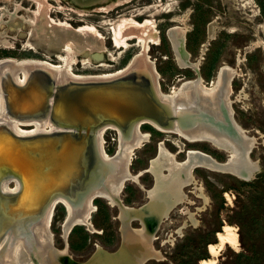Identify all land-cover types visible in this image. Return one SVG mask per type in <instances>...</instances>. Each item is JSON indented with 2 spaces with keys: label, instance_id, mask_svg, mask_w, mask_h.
<instances>
[{
  "label": "water",
  "instance_id": "water-1",
  "mask_svg": "<svg viewBox=\"0 0 264 264\" xmlns=\"http://www.w3.org/2000/svg\"><path fill=\"white\" fill-rule=\"evenodd\" d=\"M167 33L178 62L192 65L196 73L172 93L159 90L158 70L141 53L122 71L104 76H74L38 61H0V264H141L148 255L162 257L151 236L181 198V185L191 179L193 162L229 168L244 179L254 176L258 163L247 157L250 136L235 121L227 96L233 68L220 65L214 84L203 86L199 66L187 59L182 28L173 25ZM18 68L23 69L20 79ZM140 119L189 137H212L230 150V157L217 161L188 148L178 160L158 139L149 165L129 173L128 149L147 135L137 128ZM15 121H34L36 128L19 129ZM108 123L119 131L112 155H105L100 143V127ZM143 169L154 177L145 187L148 199L136 206L124 204L118 196L121 179H137ZM95 192L117 203L120 243L107 250L94 240L95 249L78 260L66 250V232L82 223H72L75 220L97 229L86 220L89 208L95 207L89 202ZM56 196L69 206L62 223V247L53 245L46 224ZM134 216L140 225L129 223Z\"/></svg>",
  "mask_w": 264,
  "mask_h": 264
},
{
  "label": "rangeland",
  "instance_id": "rangeland-1",
  "mask_svg": "<svg viewBox=\"0 0 264 264\" xmlns=\"http://www.w3.org/2000/svg\"><path fill=\"white\" fill-rule=\"evenodd\" d=\"M37 1L0 0V42L8 43L0 44V57L34 56L61 62L56 55L61 53L68 55L65 57L74 72L100 73L122 67L133 53L146 45L144 52L158 70L157 80L162 91H168L172 86H177L182 78L196 74L192 65L177 61L167 33L170 26H184L183 42L188 50V59L196 62L200 69L214 56L210 74L206 77L204 72L200 73L204 83L215 77L222 64L236 69L230 78L232 114L243 130L255 138L249 150L250 157L258 163L254 176L264 170V12L258 0ZM15 4H18L17 9ZM79 26L84 27L81 36H84L86 42L79 43L78 33L73 32ZM117 27L122 28L119 30ZM127 28H130L129 34L124 31ZM115 37L123 39L125 44L122 41L116 43ZM66 43L70 47L67 54L64 52ZM146 122L140 123V129L150 134L134 147L128 163L133 173L148 166L149 158L157 152L158 139L171 152H175L178 160L186 156L187 147L204 150L219 160L226 156L224 149L213 146L206 139L187 140L173 130L159 129L151 123L148 126ZM28 126L24 124L23 127ZM104 137L105 150L111 154L117 147L115 130L112 127L104 129L103 144ZM176 139L181 140L185 149L176 151ZM192 172L194 180L183 185L186 199L177 202L161 218L154 232L153 243L163 256L150 257L143 264H179L184 257L189 259V264H199L197 256L199 253L209 255L207 244L216 240L215 231L222 228L225 222L235 227L239 242L237 247L224 244L216 256V264H233L236 251L247 250L241 237L246 243L253 240L249 219L239 225L233 215L235 209L240 208L242 201H245L250 189L247 183L239 185L238 179L243 177L205 165H195ZM138 180L143 186H148L152 183L153 175L148 170H142ZM124 183L134 189L127 203L138 204L147 198L144 187L136 180L128 178ZM195 186L200 187L202 192ZM214 191L221 192L220 203V195H213ZM119 194L125 196L127 190L122 188ZM95 197H99L108 208L106 218L97 214L96 208L90 211L92 226L101 230L90 229L81 223L87 230V236L85 244L80 247L70 246L72 236L69 232L66 235L67 251L79 260L86 258L95 249V241L107 250H114L119 242L120 230L117 226L118 216L115 214L117 207L102 196ZM65 214L64 204L57 201L49 220L52 243L57 247L64 245L61 224ZM131 224L139 225L136 219ZM262 230L260 234L264 233ZM256 240L264 242V234L262 237L257 235ZM258 260L253 264H264V256Z\"/></svg>",
  "mask_w": 264,
  "mask_h": 264
},
{
  "label": "bare ground",
  "instance_id": "bare-ground-1",
  "mask_svg": "<svg viewBox=\"0 0 264 264\" xmlns=\"http://www.w3.org/2000/svg\"><path fill=\"white\" fill-rule=\"evenodd\" d=\"M37 1V0H36ZM42 1V0H41ZM41 1H39V3L41 2ZM38 2V1H37ZM36 2V3H37ZM42 4L43 3H41L40 5L42 6ZM18 4H15V9H17V6ZM35 5H39V4H35ZM40 5H39V7H40ZM38 7V8H39ZM5 8V7H4ZM6 9V8H5ZM5 9H3V11L5 10ZM37 9V8H36ZM30 21H32V20H30ZM124 22H126V20L124 21ZM123 22V23H124ZM133 22V21H132ZM147 22V21H146ZM65 22H63V24H64ZM127 23V22H126ZM125 23V24H126ZM125 24H124V26H125ZM132 25H133V23H131ZM140 24H142V23H140ZM144 24V23H143ZM121 26H122V24H120ZM128 25V24H127ZM129 25H130V23H129ZM131 25V26H132ZM137 25H138V23H137ZM84 26V25H83ZM134 26V25H133ZM116 28V27H115ZM118 28V27H117ZM119 28H122V27H119ZM118 28V29H119ZM182 28V30H183V33H184V30H185V27L184 26H182L181 27ZM120 30V29H119ZM122 30V29H121ZM130 31V28L128 29L127 28V30H124V31H126V33L127 34H129L128 32ZM73 32H76V33H78V38H79V43H81L82 41H85L86 42V40L83 38L84 36H81L82 35V33H84V27H82V26H79V27H77V28H75L74 30H73ZM114 32V31H113ZM123 32V31H122ZM117 33H121V32H117ZM131 34V33H130ZM118 35V34H117ZM141 35V34H140ZM114 36V35H113ZM129 36H131V35H129ZM139 36V35H138ZM127 37V36H126ZM123 38V37H122ZM115 40V42L116 43H118L119 44V42H123V44H125V42H124V40L123 39H120V37L118 38V37H115L114 38ZM121 42V43H122ZM0 44H8V43H6V41H3V42H0ZM143 44H144V42H143ZM143 44H141L142 46H143ZM202 47V46H201ZM145 48H146V45H145ZM144 47L142 48V49H140V50H138L137 52H135V53H133V55L129 58V60L122 66V67H118V68H116V69H114V70H112V71H105V72H100V73H76V72H74L72 69H71V67H70V62L68 61V59L64 56V55H62L61 53H57L56 55H57V57L59 58V60H61V62L59 61V62H52V61H50V60H47V59H45V58H40V57H34V56H25V57H12V56H2V57H0V61H2V60H5V59H10V60H15V61H38V62H43V63H45V64H48V65H50V66H53V67H55V68H58V69H60V70H63V71H65V72H67V73H69V74H72V75H74V76H104V75H111V74H115V73H117V72H120V71H122L123 69H125L130 63H131V61L133 60V58L135 57V55L136 54H139V53H141V54H144L145 56H147V54H145V52H144V49H145ZM69 50H70V47H69V44L68 43H66V46H64V52L66 51V54L69 52ZM73 53V52H72ZM71 53V54H72ZM70 56V55H69ZM175 57H176V54H175ZM69 58V57H68ZM187 58H188V56H187ZM176 59H177V57H176ZM71 60V59H70ZM63 61V62H62ZM72 61V60H71ZM178 61V60H177ZM151 62H152V60H151ZM153 65V64H152ZM220 67V66H219ZM219 67H218V69H217V71H216V74H215V77L210 81V82H208V83H204V81H203V79L201 78V77H199L200 78V83L203 85V86H212L213 84H214V82H215V80H216V77H217V73H218V70H219ZM232 67V66H231ZM233 68V72H232V74H231V76H230V78L232 77V75L235 73V71H236V69L234 68V67H232ZM157 71H156V78H157ZM23 76V69L22 68H18L17 69V77L20 79L21 77ZM196 76H193V77H189V78H182L180 81H179V84L177 85V86H172V88L171 89H169L168 91H162L160 88H159V90L161 91V92H164V93H172V92H174V91H176L177 89H178V87L180 86V84L184 81V80H187V79H192V78H195ZM157 84H158V80H157ZM159 85V84H158ZM229 85H230V79H229ZM159 87V86H158ZM230 89H231V86H230ZM230 89H229V91H228V93H227V96H228V101H229V104H230V106H231V99H230V97H229V92H230ZM232 109V108H231ZM144 120H138V122H137V128H138V130L140 131V132H147V135L145 136V137H142V138H140V139H138L134 144H132L131 145V147L128 149V158H127V170L129 171V173H132V174H134L133 172H131L130 170H129V168H128V163H129V160L131 159V157H132V154H133V151H134V147L135 146H137V145H139L142 141H144L145 139H147L148 138V135H149V131H142L141 129H140V123L141 122H143ZM236 121V120H235ZM237 122V121H236ZM24 124L26 125H30V126H28V127H23L24 126ZM154 126H156L157 128H159V129H163V130H173V131H175V132H177L180 136H182V137H184L185 139H187V140H196V139H206V140H208L209 142H211L212 144H213V146L215 145V146H217V147H220V148H222L221 150H225L226 151V156H225V158L224 159H222V160H219V159H217L216 157H214V156H212L211 154H209L208 152H206V151H204V150H201V149H199V148H193V149H199V150H201V151H203V152H205V153H207L208 155H210L213 159H215V160H217V161H226L229 157H230V150L222 143V142H220V141H218V140H216V139H214V138H212V137H209V136H205V135H200V136H195V137H189V136H187V135H185L184 133H182L181 131H179V130H177V129H171V128H162V127H160V126H158L156 123H152ZM237 124H238V122H237ZM15 125H16V127L17 128H19V129H27V130H29V129H35L36 128V123L34 122V121H15ZM239 125V124H238ZM240 126V125H239ZM106 127H112V128H114V130H115V133H116V141H117V147H116V149L118 148V138H119V131H118V128L115 126V125H113V124H104V125H102L101 127H100V143H101V148H102V151L104 152V154L105 155H112L113 153H108L106 150H105V148H104V144H103V131H104V129L106 128ZM240 128L242 129V131L245 133V134H247L244 130H243V128L240 126ZM247 135H249V134H247ZM250 136V139H251V144H250V146H249V150H250V148H251V146H252V144H253V142L255 141V138L252 136V135H249ZM163 142V141H162ZM175 142L177 143V145H178V149L176 150V151H178V150H180V149H185V147H183V143L181 142V140L180 139H176L175 140ZM163 144H164V142H163ZM164 146H165V144H164ZM166 147V146H165ZM167 148V147H166ZM188 148H192V147H187L186 148V150L188 149ZM248 150V149H247ZM173 154H174V158H175V152H172ZM247 157L250 159V160H252V161H254V162H257L256 160H253L251 157H250V155H249V153H248V155H247ZM176 159V158H175ZM149 165V164H148ZM195 165H205V166H208V167H210V168H215V169H222V170H228V171H231V172H234V173H236V174H238V175H242V174H239L238 172H236L235 170H232V169H229V168H224V167H218V166H213V165H210V164H207V163H204V162H193L192 164H191V167H190V170H191V179L189 180V181H187V182H185V183H183L182 185H181V189H182V192H183V194H182V196H181V198L178 200V201H176L172 206H170L169 207V209L167 210V213H168V211L177 203V202H179V201H182V200H185L186 199V194H185V192L183 191V185H185L186 183H188V182H191V181H193L194 180V175H193V172H192V169H193V167L195 166ZM144 170V169H143ZM149 170V169H148ZM142 171V170H141ZM140 171V172H141ZM162 171L163 172H166L167 171V167H162ZM139 172V173H140ZM152 172V171H151ZM138 173V174H139ZM137 174V175H138ZM128 178H131V179H136L135 177H133V176H125V177H123L122 179H121V181H120V184H119V188H118V195H119V190H120V188H121V186H122V183H124V181L126 180V179H128ZM9 179H7V181H6V184H7V186H9V187H12V185L10 184V182L8 181ZM195 187H197V186H195ZM197 188H199V191H201V188L200 187H197ZM195 189V188H194ZM147 191V190H146ZM202 192V191H201ZM200 192V193H201ZM148 194V193H147ZM93 195H96V196H102V197H104L110 204L111 203H116L111 197H109L108 195H106V194H104V193H101V192H95V193H93V194H91L90 195V197H89V202L91 203V204H94L93 203V201L91 200V197L93 196ZM202 196L204 195V194H201ZM205 196V195H204ZM57 201H60L61 203H63L64 205H65V207H66V214H65V217H64V219H63V221L65 220V218L68 216V214H69V206H68V203L62 198V197H60V196H56V197H54L53 198V200H52V203H51V206H50V209H49V211H48V215H47V218H46V224H47V228H48V231H49V234H50V237H51V241L53 240L52 239V233H51V230L49 229V220H50V216H51V212H52V208H53V206H54V204L57 202ZM117 204V203H116ZM178 204V203H177ZM94 207H90L89 208V210H88V212H87V215H86V220H90L89 219V214H90V211L93 209ZM167 215V214H166ZM135 218H139V217H137V216H134V217H130L129 218V223L131 224V221H132V219H135ZM190 218L191 219H193V217L191 216V214H190ZM161 220V219H160ZM159 220V221H160ZM74 222H82V223H84L85 225L87 224V222H85V221H82V220H75V221H73L72 223H74ZM63 223V222H62ZM159 223V222H158ZM132 225V224H131ZM158 225V224H157ZM61 226H62V224H61ZM157 227V226H156ZM155 227V228H156ZM69 229V228H68ZM69 230H67V232H68ZM154 231H155V229H154ZM154 231H153V233H152V236H151V243H152V246L153 247H155V245H154V243H153V239H154V236H155V233H154ZM67 232H66V234H67ZM62 235H63V232H62ZM238 234H237V231H236V229H235V227L231 224V223H228V222H225L224 224H223V226H222V228L220 229V230H218L217 232H216V240L215 241H212V242H209L208 244H207V251H208V256H206V257H199L198 258V262H199V264H216V256H217V254L219 253V249L224 245V244H229V245H231V246H233V247H237L238 246ZM54 245V244H53ZM156 248V247H155ZM67 250V249H66ZM68 252V251H67ZM161 253V252H160ZM150 257H155L154 255H148V256H146L142 261H141V263L143 262V261H145L146 259H148V258H150Z\"/></svg>",
  "mask_w": 264,
  "mask_h": 264
},
{
  "label": "trees",
  "instance_id": "trees-1",
  "mask_svg": "<svg viewBox=\"0 0 264 264\" xmlns=\"http://www.w3.org/2000/svg\"><path fill=\"white\" fill-rule=\"evenodd\" d=\"M258 2L261 7V10L264 12V0H258ZM213 58L214 56L210 57V61L207 63L204 69L206 77L210 74V67L212 65ZM158 69L160 71H163V69L161 68ZM146 124L148 126H151L150 123L146 122ZM238 183L239 185L242 183H247L249 184L250 189L246 193L245 201H242V203L240 204V208L235 209L233 215L235 216L236 221L239 225H242L245 220L249 219V222L252 225L251 235L253 236V240L246 243L244 238L241 237V240L247 250H237L235 253V259L233 264H253L255 261H260L258 259L264 256V242H260V240L257 242L256 240L257 235L262 237L264 234H260L263 231L262 229H264V170L258 172L252 178L238 179ZM220 193V191H214L213 195H220ZM94 201L97 203L96 213L101 215L102 218L108 217V211L105 208V204L98 197H95ZM221 201L222 199L220 195L219 203ZM218 230H216L215 233ZM69 234H71L72 236L69 240L70 246L80 247L85 244L87 230L83 227V224H74L71 227ZM207 241L208 240H206V242ZM205 255H207V253H199L197 257H206ZM179 264H189V259L184 257L180 259Z\"/></svg>",
  "mask_w": 264,
  "mask_h": 264
},
{
  "label": "flooded vegetation",
  "instance_id": "flooded-vegetation-1",
  "mask_svg": "<svg viewBox=\"0 0 264 264\" xmlns=\"http://www.w3.org/2000/svg\"><path fill=\"white\" fill-rule=\"evenodd\" d=\"M194 24V23H193ZM184 34V37H185V32L183 33ZM188 59V58H187ZM206 67V66H205ZM205 67H204V65L202 66V67H200V69H199V71H200V73H203L204 72V69H205ZM205 73V72H204ZM201 78H203V77H201ZM207 81V80H206ZM149 134H150V132H149ZM210 154V153H209ZM213 156V155H212ZM130 161V160H129ZM147 167V166H146ZM142 169V168H141ZM140 170V169H139ZM138 170V171H139ZM144 170H148V169H144ZM137 171V172H138ZM148 171H150V170H148ZM151 172V171H150ZM152 173V172H151ZM152 175H153V173H152ZM137 179H138V175H137ZM137 179H133V180H136V182L140 185V186H142V187H144V189H145V195H146V199L144 200V201H141L140 203H138V204H130V203H127L126 201H129L130 200V196L132 195V193H133V191H134V189L132 188V186L131 185H129V184H126V183H122V186H121V188H120V190L123 188V189H126L127 190V195H125V196H120V194L118 195L119 196V198L121 199V201L124 203V204H127V205H134V206H136V205H140V204H142V203H144L147 199H148V194H147V191H146V188L145 187H150L151 185H152V183H153V181H154V177H153V180H152V183L150 184V185H148V186H143L142 184H141V182L139 181V180H137ZM119 190V191H120ZM96 196V195H95ZM95 196L92 198V201H94V198H95ZM99 198V197H98ZM108 202V201H107ZM93 203H95V207L94 208H96L97 209V203L94 201ZM112 205H115L116 207H117V204L116 203H111ZM105 208L107 209V211H108V208L105 206ZM118 216V215H117ZM136 220H137V222H138V224L140 225V221H139V218H135ZM133 220V219H132ZM132 222V221H131ZM74 225V224H73ZM72 225V226H73ZM136 225V224H135ZM159 227V223H158V225H157V227L155 228V230L157 229ZM71 229V228H70ZM70 231V230H69ZM68 231V232H69ZM155 232V231H154ZM68 234V233H67ZM119 236H120V232H119ZM155 237V236H154ZM111 239V238H110ZM106 240H108V239H106ZM119 243H120V237H119V242H118V245H119ZM68 244V241H66V245ZM70 245V244H69ZM101 245V244H100ZM117 245V246H118ZM117 246H116V248H117ZM103 247V246H102ZM161 252V251H160ZM162 254V253H161ZM79 260V259H78ZM82 260V259H81ZM144 263V261L141 263V264H143Z\"/></svg>",
  "mask_w": 264,
  "mask_h": 264
},
{
  "label": "built area",
  "instance_id": "built-area-1",
  "mask_svg": "<svg viewBox=\"0 0 264 264\" xmlns=\"http://www.w3.org/2000/svg\"><path fill=\"white\" fill-rule=\"evenodd\" d=\"M107 128V127H106ZM114 129V128H113ZM112 137H113V135H112ZM105 141H106V139H105V137H104V147H105V149H106V144H105Z\"/></svg>",
  "mask_w": 264,
  "mask_h": 264
}]
</instances>
